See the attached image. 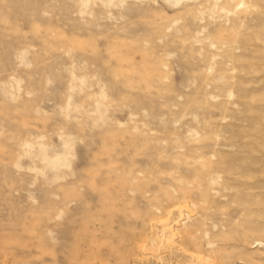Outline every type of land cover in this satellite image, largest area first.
I'll list each match as a JSON object with an SVG mask.
<instances>
[{"label": "rangeland", "instance_id": "obj_1", "mask_svg": "<svg viewBox=\"0 0 264 264\" xmlns=\"http://www.w3.org/2000/svg\"><path fill=\"white\" fill-rule=\"evenodd\" d=\"M194 261L264 264V0H0V264Z\"/></svg>", "mask_w": 264, "mask_h": 264}, {"label": "bare ground", "instance_id": "obj_2", "mask_svg": "<svg viewBox=\"0 0 264 264\" xmlns=\"http://www.w3.org/2000/svg\"><path fill=\"white\" fill-rule=\"evenodd\" d=\"M174 224V216L162 218L152 223L151 245L157 247L159 251L171 250L170 247L175 244V238L177 237V230ZM194 264H200V262L194 261Z\"/></svg>", "mask_w": 264, "mask_h": 264}]
</instances>
